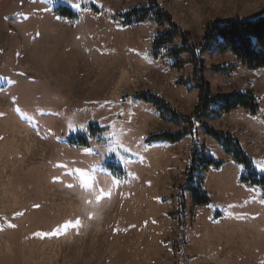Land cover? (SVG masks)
Returning <instances> with one entry per match:
<instances>
[{
	"label": "rangeland",
	"instance_id": "1",
	"mask_svg": "<svg viewBox=\"0 0 264 264\" xmlns=\"http://www.w3.org/2000/svg\"><path fill=\"white\" fill-rule=\"evenodd\" d=\"M154 1L193 46L212 25L264 15V0ZM148 2L0 0V264H264V191L251 181L264 176V69L211 45V95L248 91L257 113L199 119L179 143H145L188 127L162 121L135 94H156L185 117L198 101L192 83H176L193 77L187 54L179 70L150 58L169 26L116 19ZM229 65L231 74L214 71ZM203 126L233 135L249 169ZM193 147L224 162L202 172L203 207L183 189ZM75 169L94 177L90 187ZM101 189L110 195L97 201Z\"/></svg>",
	"mask_w": 264,
	"mask_h": 264
},
{
	"label": "trees",
	"instance_id": "2",
	"mask_svg": "<svg viewBox=\"0 0 264 264\" xmlns=\"http://www.w3.org/2000/svg\"><path fill=\"white\" fill-rule=\"evenodd\" d=\"M66 17L74 16L68 9H64ZM120 19L122 27L132 24L153 22L158 26L167 24L168 30L156 36L150 47V58L155 61L164 58L174 60L171 68L179 70L186 62L180 61L183 54L189 56L188 63L192 67L191 79L178 80L177 84H193L198 91L197 106L193 116L185 117L176 113L159 96L151 92L135 94L136 100L150 104L158 114L159 118L167 123L186 125L188 128L177 133L161 132L153 134L145 139V143L164 142L169 144L179 143L184 137L191 136L195 122L199 119L218 118L221 115L229 114L235 110H244L250 115H255L259 110L257 99L250 92H231V94L212 96L210 86L204 79V58L203 55L215 44L219 52H228L233 55L247 70L264 69V15L255 19H239L224 24L212 25L207 29L204 38L198 46L189 44L185 34L171 23L165 12L159 8L154 0H149L147 5L135 7L127 12L116 15ZM180 39V45L170 49L166 45L172 44ZM215 72L231 74L234 65L214 68ZM204 133L213 139L222 149L223 153L231 158L232 162L249 169L251 160L243 152L239 141L231 134L215 131L209 126H203ZM74 145L75 141H69ZM223 161H216L211 156L198 154L196 147H193L190 157L188 179L183 187L189 193L193 206H206L210 198L203 189L204 177L202 172L208 168L219 169ZM247 180V179H244ZM253 184L262 187L264 191V176L253 177ZM182 206V205H181Z\"/></svg>",
	"mask_w": 264,
	"mask_h": 264
},
{
	"label": "snow or ice",
	"instance_id": "3",
	"mask_svg": "<svg viewBox=\"0 0 264 264\" xmlns=\"http://www.w3.org/2000/svg\"><path fill=\"white\" fill-rule=\"evenodd\" d=\"M75 7H79V5H74ZM87 152H91L90 149L86 150ZM127 151V149H126ZM58 167H66L64 165H58ZM262 171H264V168L261 169ZM76 174H78L81 178V184L82 186L84 187H90L93 180H94V177L91 176V175H88L85 170H81V169H75L74 170ZM69 187H72V185H69ZM106 195H110V193H105L102 189L100 190L99 194L96 195V200L97 201H100L104 196ZM80 224V221L77 219L75 221V223L69 221V222H66L64 225H62L61 227L64 229V231H68L69 228H73V227H77L79 226Z\"/></svg>",
	"mask_w": 264,
	"mask_h": 264
},
{
	"label": "crops",
	"instance_id": "4",
	"mask_svg": "<svg viewBox=\"0 0 264 264\" xmlns=\"http://www.w3.org/2000/svg\"><path fill=\"white\" fill-rule=\"evenodd\" d=\"M241 92V91H240ZM248 92V91H247ZM252 94V93H251ZM238 110H240V109H238Z\"/></svg>",
	"mask_w": 264,
	"mask_h": 264
}]
</instances>
